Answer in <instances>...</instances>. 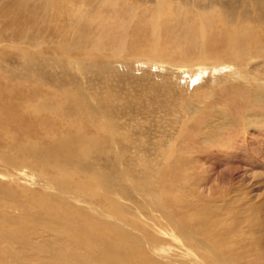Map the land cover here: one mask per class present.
<instances>
[{
  "label": "bare ground",
  "instance_id": "6f19581e",
  "mask_svg": "<svg viewBox=\"0 0 264 264\" xmlns=\"http://www.w3.org/2000/svg\"><path fill=\"white\" fill-rule=\"evenodd\" d=\"M255 124L264 0H0V264H264Z\"/></svg>",
  "mask_w": 264,
  "mask_h": 264
},
{
  "label": "rangeland",
  "instance_id": "374dc122",
  "mask_svg": "<svg viewBox=\"0 0 264 264\" xmlns=\"http://www.w3.org/2000/svg\"><path fill=\"white\" fill-rule=\"evenodd\" d=\"M253 70L263 73V67L260 65H254ZM180 76L187 80V73ZM184 85L187 93H194V90L191 89V84H189L188 89L186 83ZM246 134L244 136L245 140L242 142L243 146H240V149L237 150L240 154H230L225 159H221L222 161L212 158V162L209 165L213 164L215 166L217 164V168H215V172H218L217 179L219 176L223 177V183L221 184L214 181L215 185L219 186L220 191H225L232 183L235 187L238 186L244 192H247L252 201L258 203L259 199L264 197V126L252 125L247 129ZM224 143L229 145L230 141H225ZM222 170H224V173H221ZM205 175H209L206 169L202 173V179H205ZM204 189L205 194L209 195V189L207 187Z\"/></svg>",
  "mask_w": 264,
  "mask_h": 264
}]
</instances>
